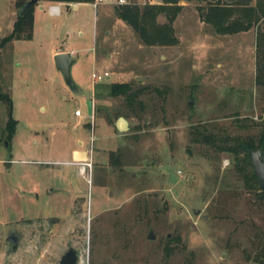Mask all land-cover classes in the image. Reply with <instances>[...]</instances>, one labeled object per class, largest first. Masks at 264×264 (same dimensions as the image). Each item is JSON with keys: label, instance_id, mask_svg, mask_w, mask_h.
<instances>
[{"label": "rangeland", "instance_id": "rangeland-1", "mask_svg": "<svg viewBox=\"0 0 264 264\" xmlns=\"http://www.w3.org/2000/svg\"><path fill=\"white\" fill-rule=\"evenodd\" d=\"M45 2L34 5L31 39L0 48V90L15 121L10 147L0 143V264H58L69 247L76 264H261L264 199L244 186L231 155L193 144L190 133L256 144L264 131V84L255 80V41L264 19L246 32L218 35L202 21V2L180 0L177 44L147 48L114 16L113 1L63 6L57 15ZM15 4L0 0V40ZM57 50L70 52L76 92L54 68ZM116 83L140 88L142 109L131 114L111 96ZM118 117L128 124L124 133L115 129ZM5 122L0 103V130ZM52 138L61 154L50 160L84 150L89 167L6 171L9 156L36 160ZM10 231L17 245L5 241Z\"/></svg>", "mask_w": 264, "mask_h": 264}, {"label": "trees", "instance_id": "trees-1", "mask_svg": "<svg viewBox=\"0 0 264 264\" xmlns=\"http://www.w3.org/2000/svg\"><path fill=\"white\" fill-rule=\"evenodd\" d=\"M49 3L90 4L93 0H45ZM180 0H162L159 4L129 3L113 4L114 16L124 23L137 37L139 43L147 48H163L175 46L178 42L174 34L173 21L181 10L178 4ZM204 4L202 21L208 24L218 35H233L248 31L251 27L264 19V0H198ZM251 1L254 3L251 4ZM26 1L16 0L15 18L11 30L7 36L0 40V48L13 40H30L33 27V7L23 8ZM163 21L159 22L158 19ZM258 67L255 80L264 84V27L256 37ZM109 94L121 97L125 108L132 114L134 109H142V103L138 99L140 88L133 89L129 84L116 83L109 87ZM0 102L6 111V124L3 130L4 141L8 145L14 134L15 121L10 117L11 101L7 94L0 90ZM191 142L193 144L206 145L216 153L229 154L239 166L236 169L244 186L249 190H255L264 199V193L260 192L256 179L249 169L248 154L250 150L261 149L264 155V131L258 137L256 144L250 138H238L222 135L214 136L192 129ZM263 162V161H262ZM264 164V162H263ZM248 168L245 171L244 168ZM258 247V262L264 264V236Z\"/></svg>", "mask_w": 264, "mask_h": 264}, {"label": "water", "instance_id": "water-1", "mask_svg": "<svg viewBox=\"0 0 264 264\" xmlns=\"http://www.w3.org/2000/svg\"><path fill=\"white\" fill-rule=\"evenodd\" d=\"M181 1H197V0H181ZM37 3V0H27L23 8L33 7ZM54 68L62 76L64 84L73 92L77 91L75 84L71 81L69 77V68L73 61L69 58L67 53H58L53 56ZM143 78L136 77L135 81H142ZM88 104V111H89ZM115 129L118 133H124L128 130L127 122L122 118L118 117L115 121ZM248 154V164L252 170V173L256 179L257 187L260 192L264 193V164L262 162V150L255 149L247 152ZM18 237L10 231L5 238V241L13 245L18 244ZM148 240H152L153 237L151 232L148 233ZM78 260L77 252L74 248L69 247L58 259V264H76Z\"/></svg>", "mask_w": 264, "mask_h": 264}, {"label": "crops", "instance_id": "crops-1", "mask_svg": "<svg viewBox=\"0 0 264 264\" xmlns=\"http://www.w3.org/2000/svg\"><path fill=\"white\" fill-rule=\"evenodd\" d=\"M45 3L49 7L50 6H57L58 7V13H56L55 15L59 14V7L68 6V5L63 4V3H58V4L49 3V2H45ZM70 5H71V7H72V5H73V7H76L78 5H86V4H69V6ZM38 9L42 10L41 7H39ZM48 13L50 15H54V14H51L49 11H48ZM58 53H67L68 55L70 54V52H68L66 50H57V51L53 52V55L58 54ZM72 64H74V61ZM79 116H80V114H79ZM6 120H7V116H6ZM5 124H6V122H5ZM5 124H4V127L1 128V130H0L1 131L0 132V143L3 142L4 147L7 148V147H10L12 139H14V134H13L12 138L10 139L9 144L7 145L4 141V134L2 133L4 128H5ZM14 133H15V130H14ZM51 136L53 137V135H51ZM54 142H55V140L53 138L47 140V142L42 145V150H41L42 155L40 156V158H38L36 160H14L9 156V159L3 162L4 165L7 166L6 171H10L9 165L23 166V167H20L22 169L25 168L24 166H36V167H32L33 172H36V174L37 173L43 174L46 172L48 166H52V165H56V164L83 165V163L89 161L88 155H87L86 151H84V150H70L68 161L54 162V161L50 160L48 157H50L51 155H55L54 153L58 152L59 154H61V149L57 150L56 147L53 145ZM78 144H79V142H78ZM43 152H44V156H43ZM47 194H48V192H47Z\"/></svg>", "mask_w": 264, "mask_h": 264}, {"label": "built area", "instance_id": "built-area-1", "mask_svg": "<svg viewBox=\"0 0 264 264\" xmlns=\"http://www.w3.org/2000/svg\"><path fill=\"white\" fill-rule=\"evenodd\" d=\"M107 1H110L115 4H124L125 3V0H93L92 3H90L89 5L92 7V8H95L97 4H100V3H104V2H107ZM48 11L51 13V14H56L58 13V7L57 6H50L48 7ZM106 73H103L102 76L100 75H96V74H91V78L93 81L95 80H100L102 79L103 77H106ZM89 114H90V109H89ZM73 116L74 117H79V111L78 110H74L73 111ZM84 167H89L88 164H83V165H80V168H79V172L82 173L83 170H84Z\"/></svg>", "mask_w": 264, "mask_h": 264}]
</instances>
